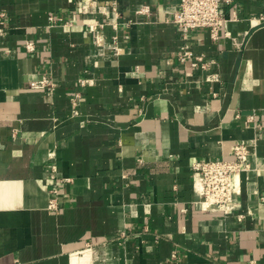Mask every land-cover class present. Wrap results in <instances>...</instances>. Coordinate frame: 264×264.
<instances>
[{"label":"crops","instance_id":"crops-1","mask_svg":"<svg viewBox=\"0 0 264 264\" xmlns=\"http://www.w3.org/2000/svg\"><path fill=\"white\" fill-rule=\"evenodd\" d=\"M178 10L0 0V264H264V0L223 3L217 39L185 40ZM43 76L56 85H30ZM237 142L253 164L241 206L195 207L192 163L232 158Z\"/></svg>","mask_w":264,"mask_h":264},{"label":"built area","instance_id":"built-area-1","mask_svg":"<svg viewBox=\"0 0 264 264\" xmlns=\"http://www.w3.org/2000/svg\"><path fill=\"white\" fill-rule=\"evenodd\" d=\"M230 1L232 0H180V10L175 12L173 21L179 26L185 40L190 37L193 30L200 28H208L212 37L217 39L220 37L221 31L227 28L230 20L225 16L222 5ZM136 12L149 14L151 7L149 4H143L137 8ZM49 22L50 25L67 23L62 16L55 14L49 15ZM128 23L130 24L131 21ZM100 25L103 24L100 23ZM93 27L96 28L97 26ZM3 31L4 29L0 28V36ZM116 38L117 36H115ZM25 47L28 51H35V41L27 40ZM114 47L117 49V46ZM192 55L191 50L185 49L180 54V58L186 60ZM209 62L204 60L202 56H196L193 58L192 64L207 67ZM80 81L82 84L86 83L85 78H81ZM30 85L33 88H52L56 83L54 79L43 76L41 79L32 80ZM81 96V93L77 92L73 97L75 113L79 112L77 105ZM233 153L232 158L204 159L192 163L193 188L196 194L192 204L195 207L213 212L223 211L227 214L241 206L242 173L253 169L252 150L246 142H237L233 146ZM51 168V176L59 179L57 177V164L53 162ZM69 179L63 178V180ZM53 191L58 193L59 188L55 186ZM48 206L54 211H59L61 208L57 197L50 198ZM183 210H187V208H183ZM237 216L239 219H243L244 214L239 213Z\"/></svg>","mask_w":264,"mask_h":264}]
</instances>
